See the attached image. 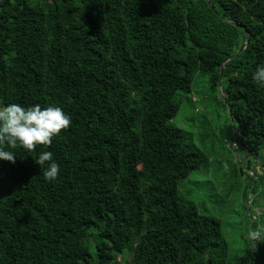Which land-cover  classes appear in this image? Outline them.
Masks as SVG:
<instances>
[{
  "label": "trees",
  "instance_id": "trees-1",
  "mask_svg": "<svg viewBox=\"0 0 264 264\" xmlns=\"http://www.w3.org/2000/svg\"><path fill=\"white\" fill-rule=\"evenodd\" d=\"M258 64L264 0H0V104L71 118L50 145H4L16 159L0 161V264H252L229 257L219 220L180 195L205 158L169 122L204 77L264 197ZM43 151L55 181L35 163Z\"/></svg>",
  "mask_w": 264,
  "mask_h": 264
},
{
  "label": "rangeland",
  "instance_id": "rangeland-1",
  "mask_svg": "<svg viewBox=\"0 0 264 264\" xmlns=\"http://www.w3.org/2000/svg\"><path fill=\"white\" fill-rule=\"evenodd\" d=\"M189 97L195 98V103H183L169 125L191 136L205 162L181 181L180 195L193 202L200 215L219 220L229 257L247 254L254 256L252 264H264V219L259 217L264 214V197L259 184L253 191L254 171L260 172L257 159L251 158L235 139L228 114L221 107H217L219 116L210 112L215 92L209 91L204 77L196 75ZM195 109L207 112L210 131L203 127L199 131L195 118L201 117L193 116ZM252 229L261 231V238L254 242L247 235Z\"/></svg>",
  "mask_w": 264,
  "mask_h": 264
},
{
  "label": "clouds",
  "instance_id": "clouds-1",
  "mask_svg": "<svg viewBox=\"0 0 264 264\" xmlns=\"http://www.w3.org/2000/svg\"><path fill=\"white\" fill-rule=\"evenodd\" d=\"M251 78L259 87L264 88V64L256 66ZM70 124V116L61 107L0 104V161L15 163L16 155L13 151L5 150L4 145L10 148L19 145L25 151H32L38 145H50L53 137L67 129ZM35 163L40 168L47 164L43 171L45 180L51 182L57 179L60 168L50 151L41 152ZM261 231L252 229L247 235L254 242L261 238Z\"/></svg>",
  "mask_w": 264,
  "mask_h": 264
},
{
  "label": "water",
  "instance_id": "water-1",
  "mask_svg": "<svg viewBox=\"0 0 264 264\" xmlns=\"http://www.w3.org/2000/svg\"><path fill=\"white\" fill-rule=\"evenodd\" d=\"M245 45H246V43L243 44V46L240 48V50H239L238 52H241V51L244 49ZM236 54H237V53H236ZM236 54L230 56V57L226 60V62L229 61V60H231V59H233V58L235 57ZM220 76H221V70H220ZM235 139H237L236 134H235Z\"/></svg>",
  "mask_w": 264,
  "mask_h": 264
}]
</instances>
